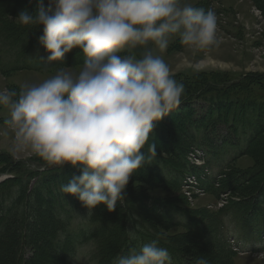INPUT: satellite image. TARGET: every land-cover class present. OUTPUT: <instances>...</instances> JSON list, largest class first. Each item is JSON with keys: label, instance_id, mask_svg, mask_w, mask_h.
Segmentation results:
<instances>
[{"label": "rangeland", "instance_id": "1", "mask_svg": "<svg viewBox=\"0 0 264 264\" xmlns=\"http://www.w3.org/2000/svg\"><path fill=\"white\" fill-rule=\"evenodd\" d=\"M45 1L49 4V0ZM185 2L215 13L219 45L192 49L182 45L178 36L169 39V46L162 53L154 45H149L153 53L161 55L169 65L173 78L184 86L181 104L155 124L150 140L156 143L157 155L159 153L175 160L164 140H168L169 135L176 136L183 151L187 152V160L197 167L202 164L196 156L200 151H204V155H207L206 149L222 154L235 146L244 148L249 144L251 150L239 156L234 164V160L229 161V158L208 154L211 170H218L224 165L228 167L227 177L223 176V182L220 181L221 195L214 187L206 193L194 179H185L187 174L199 170L191 168L185 171L182 178L177 177L174 164L169 159L162 162L160 173L169 182L182 180L183 183L172 187L155 176H147L144 170L151 165L150 160L130 178L124 199L118 202L115 211L104 209L107 214H117V220L119 216L128 219L130 214L129 229L136 233V239L128 237L122 240V236L116 237L110 240L118 243L113 254L101 255L94 246L98 242L95 235L97 223L92 220L95 209L87 217L89 210L78 197L66 195L57 198L55 193L61 192L60 178L56 176L58 189L48 188L50 178H47L42 185L23 193L25 200L23 206L19 207V211H22L18 215L19 225L9 233L16 235L18 244L9 239L0 252L5 264H111L118 255H127L131 250H139L157 239L171 257L174 251L185 255L187 259L184 264H195L200 257L207 259L208 264H264L263 243L253 238L243 241L238 239L237 234L231 238L226 235V240L225 226L222 228L219 223L222 215L228 216L235 201L260 197L264 188V0ZM28 3L25 0H10L6 4L14 11L35 8L37 12L40 3L34 0ZM44 7L48 8L45 4ZM17 17L0 7L3 30L21 27L15 20ZM0 49L3 55L1 66L5 70L3 74L0 72V90L7 88L15 91L17 96L13 99H18L25 84L40 83L54 76L61 68L78 71L85 59L80 49H74L63 64L46 63L48 53L40 43L27 59L13 57L14 54L1 44ZM142 51L144 49L135 50L137 56ZM80 59L83 63L75 64ZM201 61L204 63L196 67ZM25 66L30 69H25ZM202 106L206 108L204 112L200 111ZM9 119L10 109L0 107V176L22 169L30 162L47 168L49 174L59 171L70 173V178L63 183L81 175L80 168H73L70 164L58 168L48 165L31 152H17L14 132L6 123ZM188 121L194 123H186ZM203 134L209 136L206 141L197 138ZM255 136L258 137L253 140ZM189 141L198 144L191 147ZM141 151L147 156L146 146ZM175 161L178 163V160ZM255 170L260 171L256 178L233 193L227 192L229 179ZM23 184L9 183L0 190V216L5 217L9 209L10 213H15L11 200L15 198L17 201ZM5 193H9V198H2ZM44 194L45 197L42 196ZM71 200L74 202H69ZM126 209L129 212H125ZM79 215L87 217L86 222L79 219ZM119 225L120 222L115 221L112 224L115 228H119ZM134 243H137L136 247H133ZM9 250H15L14 257L7 252ZM172 264L176 263L172 261Z\"/></svg>", "mask_w": 264, "mask_h": 264}, {"label": "clouds", "instance_id": "2", "mask_svg": "<svg viewBox=\"0 0 264 264\" xmlns=\"http://www.w3.org/2000/svg\"><path fill=\"white\" fill-rule=\"evenodd\" d=\"M15 20L25 28L43 26L39 42L46 63L63 62L74 49L85 57L78 71L61 68L40 83L25 84L18 99L15 91L0 90L16 151L50 166L80 168L81 175L60 190L78 197L87 217L99 205L115 211L130 178L157 154L150 140L155 124L184 94L149 45L162 53L178 36L192 49L218 46L215 13L185 0H49L47 9L41 0L35 14L24 10ZM137 49L144 51L137 56ZM146 145L147 156L141 151ZM87 217L79 215L85 222ZM128 235L136 239L134 231ZM113 264H172V257L157 239L118 255ZM195 264L208 261L200 257Z\"/></svg>", "mask_w": 264, "mask_h": 264}, {"label": "trees", "instance_id": "3", "mask_svg": "<svg viewBox=\"0 0 264 264\" xmlns=\"http://www.w3.org/2000/svg\"><path fill=\"white\" fill-rule=\"evenodd\" d=\"M6 1V2H5ZM10 0H0V7L5 10V11H10L11 13H13L14 15L18 16L19 13L21 11L24 10H12L8 7V5L6 4L7 2H9ZM33 1V0H30ZM28 0H25V3L30 2ZM35 3H41V0H34ZM43 4L47 5L48 7V3L45 0H42ZM29 4V3H28ZM35 9V8H34ZM34 9L32 10H27L29 13L31 14H35L36 11H34ZM2 24H0V38L2 40V42L0 43L2 46L6 47L10 52H12L14 55H12L15 58H18V56H22L24 59H27L28 55H30L33 52V49L36 48L37 44L40 43V37L43 35V26H35L32 28H25V27H15V29L11 28L9 30V28L7 27L6 29H2ZM2 34V35H1ZM17 51H20V53H16ZM16 53V54H15ZM68 54L66 55L64 61H58V65L63 64L65 62V60L67 59ZM3 55L1 54V49H0V72L4 73L5 70L4 68L1 66V61H2ZM43 61H40V63ZM79 63H83V61L80 59L79 61H77L75 64H79ZM69 66H71V64H67ZM25 69H30L29 66H25ZM48 68V67H45ZM211 101H216V99H211ZM220 103H224L222 100H217ZM192 109V108H191ZM205 107L202 106L200 107V111L204 112L205 111ZM221 114V111L219 113V115ZM186 123H194L193 121H188ZM258 136L253 137L254 139H257ZM197 138L199 139V136H197ZM165 145H167L168 147V151L171 153L172 157L175 160H178V163L175 160H172L170 158H166L164 156H162L161 154L158 153V155L156 154L155 156H153L151 158V165L149 167H146L144 170V174H146L147 176H155L156 178L160 179L162 183L171 185L172 187H174V185H180L181 180H176L173 182H169L167 180V178L162 175L159 171L160 166L162 165V162L166 159H169L173 162L174 164V169H175V174L177 175V177L182 178L183 175H185V171H187L189 169V164L187 162V152H184L183 149L181 148V143L180 141L177 140L176 136L173 135H169L168 140H164ZM191 147L193 146H197L198 142H194V141H189ZM146 149H147V145H146ZM208 152V149H206ZM247 150V151H246ZM245 150V152H242L241 155H245L247 154L251 148L248 145L247 149ZM211 153L214 155V152L211 151ZM0 156H2V153L0 152ZM33 164H37L35 162H32ZM26 165V164H25ZM25 165L23 166L22 169H18V170H14L10 173H18V172H22ZM158 167V168H157ZM228 169H225L222 172V176H226L227 177V171ZM258 173H260L259 170H255V171H251L249 172L247 175H245V173L240 174L238 178H234V179H229L228 181V187H227V192L233 193L234 190H238L242 187H244L246 185V183H248L249 181H251L252 179L256 178V176H258ZM54 174V176H53ZM56 176H59L58 178H60V182L63 183L65 181L66 178H70L71 174L70 173H66V172H56V173H51L49 174V172H37L36 174V184H34L32 186L31 189H33V187H37L38 185H42L43 181L47 178H50V183H49V187H54L56 189L57 188V179ZM71 180V179H70ZM223 182V178L221 179ZM220 180V181H221ZM233 180L234 181L233 183ZM9 183H24L26 184V186H24V184L22 185V193L20 194L19 198L17 199V201H15V198H13L11 200V205L15 211V213H10L9 210L7 212V214L5 215V217L1 214L0 216V249L2 252L3 250V246L5 245V243H8L9 239H13V241L15 242V244L17 245L18 243L16 242L17 238L16 235L11 236L10 231L16 230L18 225H19V220H18V215L20 213H22V211H19V207H22V202L24 203V196L23 193L27 192V190H30L29 188V184L25 183L24 181H8V182H4L0 185V190L3 189V187H5L6 184ZM220 186L217 190L222 192L221 189V183H219ZM47 188V189H48ZM229 189V190H228ZM231 189H233L231 191ZM225 192V191H223ZM46 193V192H45ZM261 196L257 197H247L244 198L240 201H235V203L232 204L231 208L229 211H234L236 213H238L240 216L242 217H252V218H257L258 220H262L264 222V188L261 192ZM55 195L57 196V198H62L65 196V194H63L62 192H58L55 193ZM17 196V192L15 194V197ZM43 197H45V194L42 195ZM60 196V197H59ZM3 199H7L9 198V193H5L2 196ZM55 202V201H52ZM69 202H74V200H71ZM106 206L104 205H99L97 206V208H95L93 215H92V220L97 223L96 224V230H95V235L97 238V243H94V246H96L98 248V253H100L101 255H111L113 254V249H115L116 245L118 243H115L116 240H114L113 242H111L110 240L115 239L116 237H121L122 236V240L123 239H127L129 237L128 232L130 231V226H129V222L131 221V217L130 214L128 216V219H123V216H119L118 220H117V214L115 215V213H111V214H107V212L104 210ZM122 211V210H120ZM128 209H126L125 212H127ZM129 212V211H128ZM23 213H25V211H23ZM114 215V216H113ZM111 218V219H110ZM108 220V221H105ZM116 222H120L119 228H115L114 226H112V224ZM108 227V229H106ZM116 233V234H115ZM124 235V236H123ZM137 243L133 244V247H136ZM160 247H162L161 245H159ZM118 249V247H117ZM7 252H10L11 255H13L14 257V252L15 250H9ZM173 257H174V261L177 264H184L185 260L187 259V257L185 255L180 254L177 251L171 252ZM0 262H2L1 264H5V258L0 256Z\"/></svg>", "mask_w": 264, "mask_h": 264}]
</instances>
